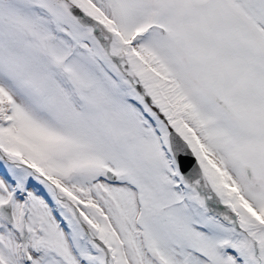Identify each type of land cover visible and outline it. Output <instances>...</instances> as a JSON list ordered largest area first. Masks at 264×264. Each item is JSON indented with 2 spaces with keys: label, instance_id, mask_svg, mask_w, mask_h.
<instances>
[{
  "label": "snow or ice",
  "instance_id": "1",
  "mask_svg": "<svg viewBox=\"0 0 264 264\" xmlns=\"http://www.w3.org/2000/svg\"><path fill=\"white\" fill-rule=\"evenodd\" d=\"M0 264H264V0H0Z\"/></svg>",
  "mask_w": 264,
  "mask_h": 264
}]
</instances>
